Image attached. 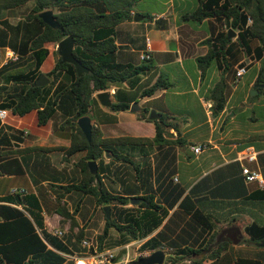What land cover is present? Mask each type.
<instances>
[{
    "label": "crops",
    "instance_id": "obj_1",
    "mask_svg": "<svg viewBox=\"0 0 264 264\" xmlns=\"http://www.w3.org/2000/svg\"><path fill=\"white\" fill-rule=\"evenodd\" d=\"M142 3L145 8L141 9ZM152 3L160 4V8H150ZM198 6V0H136L131 13L134 16L142 15L143 19L135 21L133 18L116 28L117 61L140 65L142 55L149 53L151 69L142 77L143 86H151L159 79L169 83L152 96L140 99L139 109L147 107L149 114L155 110L166 115L178 130H166L165 137L170 143L138 145L135 149L133 145H113V150L128 156L131 163L117 160L109 152L104 154L100 174L111 193L130 197L151 193L168 210L162 224L140 239L122 236L115 228L109 230L101 247L102 251L112 250L116 253L115 264H128L155 252L142 249V245L151 239L159 241L157 250L165 252L164 264H169L170 256L185 247L199 248L203 240L210 239V235L216 236L215 243L200 256L193 255L182 263L194 264L192 259L208 256L218 245L228 242L218 259L205 260L203 264H264V247L250 243L249 235L245 232V227L254 221L264 225V201L249 199L256 191L264 190V186L257 181H246L242 173L244 167L257 169L264 181V88H257L258 93L252 92L254 86L260 84L257 79L264 66V57H256L255 49L260 45L258 40L252 39L250 49L242 47L238 44L239 33L234 30L236 36L231 38L230 45L236 46L225 56L228 69L221 65L224 61L221 59L202 73L198 58L205 56L210 49L204 41L215 39L220 33H228V29L227 22L224 25L215 18L200 23L183 19L186 13L195 11ZM6 12L4 20L12 25L23 19L11 22ZM0 28H3L1 23ZM9 39L8 35L7 43ZM10 53H14V59L8 56ZM17 59L18 53L8 44H0V68L8 61ZM55 63V50L51 49L41 72L47 73ZM241 67H246L247 71L237 79L236 72ZM220 85L224 88L225 104L221 112L214 113L216 101L213 91ZM107 91L111 93L114 103L116 91H122V97H125L133 93V88L121 84L113 85ZM96 95L98 103L93 105L91 119L101 138L153 139L156 136L154 122L139 120L131 108L112 112L110 107L100 104ZM32 115L34 117L29 121ZM1 121L0 160H4L5 153L16 157L25 166L26 172L23 176H0V197L8 195L14 188L35 193L42 204L47 231L52 234L56 228L66 231L63 240L71 252H59L65 257L62 264H74L71 257L83 248L81 242H75L70 232V221L62 225L64 217L54 211L57 195L63 192L56 185H68L83 179V171L76 164L85 152L66 160L64 151L60 149L70 146L69 133L60 129L54 131L53 122L39 126L37 110L25 116H16L8 110L6 118ZM23 132L27 135L22 136L20 142H15L12 136H21ZM198 145L205 148L195 153L193 147ZM248 147L256 149V162L243 158ZM96 163L98 171L99 163ZM187 196L192 203L183 207V200ZM62 202L71 213L78 209L74 213L77 223L75 233L83 231V239H90L95 234V227L101 230L96 234L103 233L106 224L104 207L97 205L92 196L73 191L66 194ZM85 203L91 210L90 218L89 212L81 210ZM193 204L196 209L212 215L214 227L211 232L204 233L203 226L192 220L190 211ZM119 209L128 210L130 218L133 203L113 207L111 213L118 221ZM230 229L237 230L241 235L238 243L225 240Z\"/></svg>",
    "mask_w": 264,
    "mask_h": 264
},
{
    "label": "trees",
    "instance_id": "obj_2",
    "mask_svg": "<svg viewBox=\"0 0 264 264\" xmlns=\"http://www.w3.org/2000/svg\"><path fill=\"white\" fill-rule=\"evenodd\" d=\"M33 3L27 15L16 25L4 20V13L11 9ZM199 6L191 13L183 16L184 20L203 22L208 18H215L224 25L229 19L233 30L238 31V44L250 49L252 39L259 41L255 54L257 58L264 57V0H198ZM136 0H0V44H8L16 53L18 59L8 61L0 68V110H10L16 116H25L33 110L38 112L39 126L53 122V129L66 130L69 133L71 144L63 147L65 159L85 152L76 164L83 171L81 181L68 185H56L62 194L57 195L55 212L64 217L62 225L67 221L71 223V231L76 243L83 240V231L74 232L77 226L74 213H71L62 198L73 191H79L92 196L97 205L116 207V204L125 206L131 203L128 195L113 194L104 185L100 168L104 166L105 152L111 153L117 160L132 162L128 156L118 154L113 150V145L160 144L170 141L165 137L168 128L177 127L168 121L166 115L151 120L149 108L142 107L136 111L139 120L154 122L156 136L153 139L140 137L101 138L99 130L93 126L91 141H88L80 127L78 120L83 116H90L94 104H97L95 94L111 89L113 85L127 84L133 88V93L122 97V91H116V101L109 108L112 112L127 111L132 103L139 104L140 99L152 96L158 89L169 86L164 80H158L153 85L144 87L143 75L151 69L150 60H143L142 64H126L117 61L116 28L119 24L132 20L135 16L131 13ZM53 10L55 18L60 23L63 31L48 26L39 13ZM150 18L149 15H145ZM10 41L7 43V37ZM67 36L76 40L74 56L89 72L78 76L76 67L71 63H62L56 46ZM208 44L209 52L198 58L202 73L216 61L224 60L221 65L226 68L225 56L230 53L236 44H231L228 33H220L215 39L204 41ZM228 50L225 51L227 45ZM51 49L55 50L58 59L54 67L45 73L50 82L44 86L35 83L43 72L41 67L49 57ZM23 59V60H22ZM229 65V64H228ZM257 82L264 84V66L262 67ZM223 85V83H221ZM218 86L213 91L216 101L214 113L223 110L225 104L224 88ZM224 86V85H223ZM61 121H58V120ZM2 121L0 119V127ZM178 130V129H176ZM25 132L13 135L15 142H20ZM179 141H176L178 143ZM11 143V141L9 142ZM0 160V176L25 175V166L16 157L9 154L3 155ZM99 163V170L90 172L89 162ZM134 164V163H133ZM108 167V166H107ZM138 203L133 204V214L129 218L128 210L119 209L118 218L107 219L103 233L98 237V247L102 251L103 241L108 237L109 230L115 228L122 236L128 235L133 240L140 239L152 233L163 222L168 214L151 193L138 195ZM250 200L264 201V190L256 191ZM191 199L187 196L183 200V207ZM192 203V202H191ZM11 204H14L13 206ZM105 212V211H104ZM190 214L192 220L203 226V231L211 232L214 227L212 215L205 214L195 205H192ZM106 215V214H105ZM43 208L40 198L35 193H9L0 197V264H62L65 257L59 252L70 253L64 238L50 233L46 229ZM249 235V242L256 244L264 239V225L254 221L245 227ZM210 235V233H208ZM216 236L203 240L199 248L185 247L174 256L169 257V264H184L193 255L200 256L215 243ZM223 242L214 248L208 256L192 259L194 264H203L205 260H216L223 249L228 245ZM160 243L151 239L142 245V249L156 250ZM128 264H137L134 260Z\"/></svg>",
    "mask_w": 264,
    "mask_h": 264
},
{
    "label": "water",
    "instance_id": "obj_3",
    "mask_svg": "<svg viewBox=\"0 0 264 264\" xmlns=\"http://www.w3.org/2000/svg\"><path fill=\"white\" fill-rule=\"evenodd\" d=\"M39 18H41L48 26L54 29H60L63 31L62 26L57 21L54 15L53 10H45L39 13ZM135 21H141L143 19L142 15H135ZM227 29H228V38H234L236 36V32L231 27V21L228 19L227 21ZM76 40L73 36H67L65 39L60 41L57 45V51L59 56L61 57L62 63H71L76 67L78 76H82L84 73H88L89 70L86 68L79 60L74 56V48H75ZM50 82V79L45 75L41 74L37 79L35 85L36 86H44ZM257 88H264V84H256L252 92L258 93ZM97 99L100 104L104 107H111L113 104L111 100V93L109 91H103L98 93ZM131 110L136 112L139 110V105L137 103H133L131 106ZM149 118L151 120H157L161 118V114L155 110H151L149 114ZM78 126L86 136L88 141L92 139L93 133V124L90 116H83L78 120ZM89 168L91 173H95L97 171V163L95 161L89 162ZM140 201V198L134 197L131 199V203L135 204ZM104 211L107 219L111 218V207L105 206ZM225 240L232 241L234 243H238L241 240V235L237 230L230 229L226 233ZM256 245L258 247H264V239L260 242H257ZM165 261V252L163 250H157L150 254L149 256H144L139 258L136 262L137 264H164Z\"/></svg>",
    "mask_w": 264,
    "mask_h": 264
},
{
    "label": "built area",
    "instance_id": "obj_4",
    "mask_svg": "<svg viewBox=\"0 0 264 264\" xmlns=\"http://www.w3.org/2000/svg\"><path fill=\"white\" fill-rule=\"evenodd\" d=\"M11 59L15 58L14 53H10L8 55ZM151 55L149 53H145L142 55V60H150ZM246 67H241L236 72V78L242 77L246 73ZM8 110L1 109L0 110V118L5 119L7 116ZM205 146L198 145L197 147H193V151L195 153H200L203 151ZM243 158L247 159L250 162L257 161V151L254 147H248L243 154ZM242 173L248 182L257 181L261 186H264V181L261 177L260 172L257 169H250L249 167H244ZM12 194L18 193H26L25 189L22 188H14L11 191ZM54 234L59 238H64L66 235L65 230L54 229ZM81 246L83 250L80 253L73 255L71 258L74 261V264H115L116 253L112 250L100 251L97 242H93L90 239H83L81 241Z\"/></svg>",
    "mask_w": 264,
    "mask_h": 264
},
{
    "label": "rangeland",
    "instance_id": "obj_5",
    "mask_svg": "<svg viewBox=\"0 0 264 264\" xmlns=\"http://www.w3.org/2000/svg\"><path fill=\"white\" fill-rule=\"evenodd\" d=\"M147 4H149V3H147ZM32 6H33V3L29 2L25 6H22V7L16 8V9L9 10L11 12H6V13H8L7 15L9 17L8 18L9 21H11V22L12 21L17 22L20 18H24L27 15V13L30 11V9L32 8ZM152 7L158 9V8H160V4H153L152 3L151 6H150V8H152ZM140 8L141 9L142 8H145L144 3L140 4ZM56 50H57V46H56ZM57 59H58V56L55 54V62L57 61ZM33 117H34L33 115L30 116L29 117V121H31ZM81 210L82 211H85V212L86 211L89 212L88 213V216L90 218V216H91V210L88 209V204L87 203L83 204V207H82ZM99 211H100V213H103L102 210H99ZM98 230H99V228L95 227L94 228V231L95 232H93L95 234H93L92 237H90V240H92L93 242H96L98 240V237L101 235V234L99 235L98 233L96 234V231H98ZM100 231L101 230H99L98 232H100Z\"/></svg>",
    "mask_w": 264,
    "mask_h": 264
}]
</instances>
